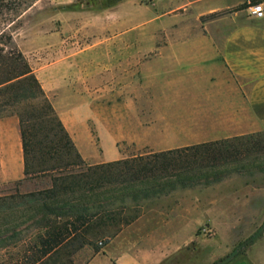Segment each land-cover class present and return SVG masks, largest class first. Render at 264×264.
Listing matches in <instances>:
<instances>
[{"label":"crops","instance_id":"crops-1","mask_svg":"<svg viewBox=\"0 0 264 264\" xmlns=\"http://www.w3.org/2000/svg\"><path fill=\"white\" fill-rule=\"evenodd\" d=\"M205 29L204 37L212 45L161 47L152 53L158 57L143 62L139 48L135 54L119 48L122 55H135L136 62L119 63L110 78L107 66L98 72L84 69L78 76L70 68L60 71L58 64L54 66L52 82L44 89L87 165L264 134V18L246 9L213 19ZM78 94L84 95L83 105L60 100L62 95ZM109 101L115 104L110 110ZM112 116L115 133L108 123ZM104 126L113 133L104 131ZM0 165L7 184H18V190L7 197L52 187L45 185L50 177L25 175L17 116L7 115V125L0 126ZM208 181L137 202L128 198L126 208L120 209L118 203L93 222V231L84 226L60 246H74L78 239L77 256L83 264H168L189 245L205 239V233L199 232L213 231L217 238L227 230L231 248L214 263L262 229L231 264H264V173L244 168L225 174L219 168ZM110 194L103 192L105 197ZM31 214L32 209L25 207L13 217L9 211L7 229L25 226ZM189 223L192 235L177 243ZM75 256L70 264L76 263Z\"/></svg>","mask_w":264,"mask_h":264},{"label":"rangeland","instance_id":"rangeland-1","mask_svg":"<svg viewBox=\"0 0 264 264\" xmlns=\"http://www.w3.org/2000/svg\"><path fill=\"white\" fill-rule=\"evenodd\" d=\"M244 1L246 0H3L0 11V79L6 76L10 59L21 53L59 117L51 95L44 89V84L52 82L53 69L57 64L56 68L60 71L70 68V72L76 76L84 69L98 72L107 66L109 69L106 76L110 78L118 72L119 63L128 65L136 62L135 55H122L117 51L119 48H130L134 54L139 48V57L143 62L144 59L158 57L152 53L161 47L212 45L204 37L207 35L206 24L220 16L234 13L232 10ZM217 7L223 8L212 11ZM60 100H67L64 104L71 102L80 106L84 103V95L78 94L71 98L62 95ZM108 105L110 110L115 104L109 101ZM31 112L39 116L46 112L43 98L37 89L25 92L18 89L0 94V126L7 125V115L18 117ZM59 119L63 123L60 117ZM108 123L115 133V116ZM55 125L53 123L52 128ZM107 128L104 126V131ZM109 138L108 136L107 139ZM223 147H226L225 150ZM219 148H223L230 157L228 160L221 158L220 166L216 169L220 168L228 174L244 168H258L264 173V134L221 144ZM47 182L45 185L52 184L51 177ZM16 190L18 184H7L0 165V264H35L41 245L56 242L46 236L45 229L35 228L21 236L7 239V213L10 211L14 214L20 209L7 210V194H13ZM65 220L60 222L64 223ZM92 224L89 232L93 228ZM192 227V223H189L188 229L180 232L177 243L190 238ZM199 233H205L206 240L201 239L199 244L194 242L189 245L186 250L171 258V263L168 264H212L214 258L231 248L230 232L227 230L220 231L217 238L213 231ZM94 234L90 233L92 236ZM73 242L74 246H62L50 259L45 258L42 264H70L68 260L72 261L74 255L75 264H83L77 256L79 241L75 238ZM94 249L93 246L92 250ZM245 250L246 247H241L240 255ZM57 259L59 261L56 263Z\"/></svg>","mask_w":264,"mask_h":264},{"label":"trees","instance_id":"trees-1","mask_svg":"<svg viewBox=\"0 0 264 264\" xmlns=\"http://www.w3.org/2000/svg\"><path fill=\"white\" fill-rule=\"evenodd\" d=\"M2 1L0 0V11ZM263 2L264 0H250L232 11H243ZM10 60L6 76L0 79V94L18 89L23 92L37 89L46 110L44 115L31 112L18 117L23 140L25 175L28 178L50 176L52 187L38 193L7 197V210L21 207L32 209L29 223L16 229H7V239L21 236L35 228L45 229L46 236L54 238L56 242L42 244L37 261L45 260L52 252L61 248L60 245L72 233H76V237L82 227H89L118 203L120 209L126 208L128 198L131 202H137L140 199L167 195L179 187H194L202 181L208 184V179L220 166V159L228 160L230 157L223 151L226 147L220 149V144L209 143L89 166L45 97L24 56L18 53ZM53 123H56L55 128H52ZM103 192L111 194L105 197ZM63 219L66 220L61 223ZM261 234L262 229L212 264H231L240 255L241 247L251 245Z\"/></svg>","mask_w":264,"mask_h":264},{"label":"built area","instance_id":"built-area-1","mask_svg":"<svg viewBox=\"0 0 264 264\" xmlns=\"http://www.w3.org/2000/svg\"><path fill=\"white\" fill-rule=\"evenodd\" d=\"M249 10L251 11V14L255 16L256 18H259V19L264 18V4L263 3L253 5L251 8H249Z\"/></svg>","mask_w":264,"mask_h":264}]
</instances>
